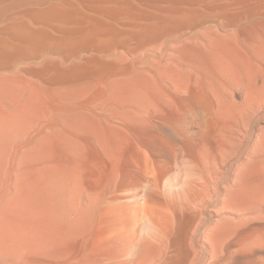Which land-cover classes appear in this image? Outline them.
Masks as SVG:
<instances>
[{"label": "rangeland", "instance_id": "obj_1", "mask_svg": "<svg viewBox=\"0 0 264 264\" xmlns=\"http://www.w3.org/2000/svg\"><path fill=\"white\" fill-rule=\"evenodd\" d=\"M208 2L198 7L204 11L201 21H197L198 30L194 29L192 32L190 25H185L188 23L182 20L180 23H185L186 28L182 27L179 32L172 31L176 33L170 32L158 40H151L152 42L144 40L146 43L142 41L139 44L136 39L122 35L123 31L129 33L131 28L125 29L122 22L117 24L119 35L99 42L105 43V53L103 56L100 54L102 58L98 55L100 60L90 64L91 69L88 68L94 70L102 65L107 68L103 74L86 76L65 85L51 86L38 83V79L31 76H27L30 82L0 80V264H264L257 260L259 256L264 257V199L257 202L259 197L264 198V93L260 101L254 100L253 96L254 103L251 105L250 114L248 113V120L245 122L246 115L243 117H246L245 120L239 118V124H236L240 125L237 135L241 139L243 137L240 134H244L246 126L252 134L248 172V183L252 188L250 191L253 192L250 194V199L253 196L251 214L243 215L245 203L241 199L239 202L242 204L234 200L238 204L235 210L228 206L226 207L230 211L226 207L223 210L224 206L216 207L206 199L205 203L208 205L203 203L202 206L191 207V212L173 211L174 213L161 201H157L149 203L148 206L153 223L143 228L141 222L136 223L122 206V193L131 194L130 191L136 183L134 167L138 163L146 162L145 157L149 158L146 148L142 147L143 133H140L145 126L134 114L130 116L133 112L128 114L129 107L136 105L135 101L137 104L149 102L146 96L147 93L151 94L152 77L164 78L171 75L174 68L172 65L176 62L180 64V59H183L185 62L182 61L181 64H194L197 68L194 66L192 69H202L205 74L203 71L202 73L208 78L209 72L212 79V73L217 74L220 71L211 70L221 63L215 68L219 66L221 71L224 68L222 80L224 77V80L227 77L233 80L232 76L235 74L231 76V71L236 73L233 69L242 65L245 67L247 64L252 71V81H255L252 82L254 88L257 83L258 86L262 85L264 3L258 4L259 7L256 4L242 7L234 6V0ZM19 11L20 9L11 10L9 15L15 16ZM234 17L237 18L232 21L234 24L225 23V19L230 21ZM0 22L1 29L5 21ZM172 61L171 65L169 62ZM230 61H234V65L232 64L233 69L229 73L225 69L226 66H231ZM208 62L217 64H212V67ZM19 63L14 67H21L22 63ZM242 68H239L241 71L238 74V70L237 75L241 76ZM125 70L131 71L127 77L135 72V79L138 77L139 82H135V79H132L135 83L132 80L128 82L127 79V84L122 79L127 78L128 72ZM221 74L223 73L220 72L217 76ZM240 90L235 91L238 102L242 100L244 93ZM188 92L193 94L197 90L191 87ZM102 97L109 99H103L100 104ZM124 98L128 101L127 108ZM138 98L141 101L143 98L144 101L140 102ZM150 98L155 102L153 95ZM106 101L109 103H105ZM123 112L127 117L122 115ZM122 116L129 120H123ZM100 118L103 119L102 123ZM131 122H135L134 125ZM81 125L88 130H83ZM98 127H101V131H98L101 135L97 133L95 137V132L92 131H96ZM81 133L86 134L84 137L88 140L80 139L78 135ZM90 134L95 139L103 138L104 140H100L102 144H95ZM92 144H95L94 147ZM208 144L214 151L213 141L208 140ZM135 145L140 146V151ZM106 148L110 150L108 153ZM189 150L191 154L197 153L194 145ZM141 152L147 156L143 157ZM107 154L113 155L109 156L112 159H108ZM225 155V161H221L220 155L217 158L227 168L220 167L221 163L215 162L214 158L211 162L214 169H228L232 157ZM115 163L117 172L114 176ZM233 171L239 173L238 169ZM235 173L232 178L234 176V180L243 183V174V178H240L241 173L240 176ZM81 201L83 205H89V210L81 205ZM75 208L81 213L79 218V212L74 211ZM142 210L144 211L143 207ZM142 240L151 242V245L143 248L140 244ZM182 250H187L188 254ZM180 255L187 259L183 260Z\"/></svg>", "mask_w": 264, "mask_h": 264}, {"label": "bare ground", "instance_id": "obj_2", "mask_svg": "<svg viewBox=\"0 0 264 264\" xmlns=\"http://www.w3.org/2000/svg\"><path fill=\"white\" fill-rule=\"evenodd\" d=\"M208 1L209 0H0V21H5V25L0 29V80L8 82H30L28 81L27 76H31L36 78V80L38 79V83H44L51 86L53 84L65 85L70 82L73 83V81L75 82L81 78L83 79L86 76L103 74L107 71V68L102 65L97 69L93 68L94 70H90L91 68L89 66L90 64L99 61L100 54L103 56L102 54L105 53V43L99 42H101L104 38H115L119 35L117 24H121L122 22V25H125L123 26L125 29L131 28L132 30L129 33L122 30V35H128L131 39H136L139 44H141L144 40H150V42L154 39L158 40V38H161L170 32L175 34L176 32L172 31L179 32L182 27L186 28L185 25H190L193 32L194 29L198 30V26H196L197 21H201L204 14V11L200 10L198 7L206 5ZM234 2V6L249 7L256 4L257 7H259L258 4H263L264 0H234ZM15 9H20V11L15 16H10L9 14L11 10L14 11ZM120 16H122V19ZM206 17H209V15H206ZM227 19H225V23L230 22L229 25H231V23L234 24L232 21H236L237 18L234 17L230 21H227ZM182 20L188 24L184 23L185 25H182L180 23ZM139 38L141 40H138ZM198 48L200 51V47ZM167 58L170 61L168 56ZM180 60L181 61L179 62L181 63L185 62L183 59ZM18 62H20L19 64L22 63L20 65L21 67H14V65ZM233 62L234 61L229 63L231 66H226L229 68L228 70L225 67V70L229 73L233 69ZM237 62L239 61L237 60ZM249 62L251 63V61ZM169 63L172 65L173 61ZM169 63L167 62L166 64ZM181 63L177 64L176 62L177 65H172L174 68H172L171 75L164 76V78H160L161 76L158 78H151L152 85L150 86V95H153V97L157 100H155L156 103L152 101L153 99L150 98L151 96L147 93L146 98L149 99L148 103H140L143 102L144 99L142 98L143 101H141V98H138L140 100V104H137L138 102L135 101L136 105H131V107H129L130 111L128 114L133 112L130 116L132 117L134 114L135 118H139V120H141V124L145 126L143 131H140V133H143L142 139L144 146L142 144L141 145L146 148L149 158L147 159L145 157L147 155L141 152L147 161L138 163L137 165L135 164L136 166L133 169V175L136 177V183L134 184L132 191H130L132 192L131 194H128L126 191L124 192L127 194L122 193V206L126 208L127 215L132 217L136 223L140 224L141 222L143 228L153 223V217L148 211V209H150L148 206H150L149 203L157 201H161L166 208L168 207L167 209H170L169 211L172 210L171 212H191V207H194L195 205L202 206L201 204L205 203L206 199H209L207 202H210L216 207L220 205L224 206H221L223 210L226 206L230 207L231 210H235L237 209L238 204L236 205L234 200L236 199L238 203L239 199H241L243 200V204L245 203V208L242 206L244 208L243 215L251 214V201L253 196L252 199H250V194L253 192L250 191L252 188L249 187L250 182L248 180V172H250L249 164L251 162L250 160L252 154V134L250 128L246 126L244 134H240L243 137L241 139L240 136L237 135V130L240 125L236 126V124H239V118L242 120V118L246 115L247 119L246 117V120L244 118L243 119L245 122L248 120L251 105L254 103L253 96L254 100L258 101H260V98L263 97L264 74H260L262 77V85L258 86V83H254L257 85V87L255 86L256 88H254L252 82L255 81H252L253 79L251 77H253V75L250 74L252 71L250 68L248 69L247 64H245V67L247 68L243 67L244 65L239 67L236 64V66L240 69L243 67V73L241 72V76L237 75L238 70V74H240L241 70L236 67L233 69V72L235 71L236 73H232V71L230 73L231 76L232 74H235V76H232L233 80L227 77V74L229 75L228 72L225 74L228 79L226 78V80H224V77L222 80L225 72H222L224 68L221 71L219 66L215 68L221 63L217 64L212 62L213 65H217L214 67L215 70L213 68L211 71L215 72L218 70L223 73L220 76H217L220 72L217 74L212 73L213 79L218 77L216 79L218 81H216L212 79L211 73H206L207 75H210L208 78L204 75L205 72L202 69L199 70V67L198 70L201 71V73L198 72V70L195 71L196 69H192L195 66L194 64L193 66L192 64H188L187 66V64L183 65ZM221 66L223 67L224 64ZM167 68H165V70ZM244 68L245 70H243ZM257 71L260 70L257 68ZM125 72L128 71L125 70ZM129 72L131 71L129 70ZM129 72L126 74V77ZM244 72H247V74ZM134 73L135 72H133V74ZM133 74L131 75L134 78L129 75L130 77H127L126 79H124V77L122 79L125 80V82H127L128 79L129 82L137 76L136 73L134 74L135 76ZM215 74L216 77H214ZM137 79L138 77L134 81L137 82ZM133 82L132 84L135 83ZM137 83L135 86L138 85ZM42 87L44 88V86ZM191 87L195 88L197 92L189 94L188 89ZM46 88L50 89V87ZM239 88L244 93L241 98L242 100L238 102L235 99V91L237 90V92H239ZM134 97L135 96H133V98ZM105 98L102 97V100H100L99 103L102 102L103 99H109L107 97ZM125 99L126 98L123 100ZM134 100H132V104L134 103ZM150 100L153 102L152 104L150 103ZM108 101L110 102V100ZM126 102L128 101L125 100V105L128 104ZM124 104L122 106H125ZM128 106L126 105L125 107L127 108ZM92 109L94 110L95 108L93 107ZM123 114L125 113L123 112L122 115ZM126 117H124L126 121L129 120ZM124 118L122 116L123 120H125ZM103 119H101V123ZM130 119L132 120V118ZM134 123L132 124L131 122L132 125H134ZM241 123H243V121ZM142 125L139 127H142ZM84 126H82V128ZM85 127L83 130H88V128ZM98 128H96V131L91 128L93 129L92 132H95L94 134L92 133L95 137V134H97L98 131H101V127L99 129ZM123 128L122 131H124ZM140 129L141 128L138 130ZM85 133L87 132L85 131ZM81 135L83 134L81 133ZM81 135H78L80 136V139L86 138L84 137L86 134L83 136ZM97 135H101V132ZM128 135L130 136L131 134ZM92 136H90V138ZM94 136L91 139L93 141L95 140V144L101 145L102 142H100V140L104 139L100 137L101 139L96 138V140ZM135 137H137V135ZM135 137L133 138L137 139ZM62 138L63 136L61 139ZM208 140H211V142L213 141L215 144L214 151L209 146ZM123 143L124 141L122 144ZM138 143L140 144V142ZM95 144H92L93 147ZM104 144L105 143L103 142V145ZM191 145L196 146V154H191L189 150ZM135 147H137V150L140 151V146L138 147L135 145ZM106 149L108 153L110 150H108V148ZM104 151L105 150H103V153ZM225 154L232 157V162L228 166V169H214L211 162L214 158L215 162H220L217 155H220L221 161H225L227 159ZM106 156L109 159V156L112 157L113 155L108 156L107 154ZM223 166L225 165L223 164ZM223 166L221 163L220 167L227 168ZM116 168L117 165L113 168L115 169L114 176L117 172ZM234 169H238L239 175L233 171ZM234 173L238 176H240L241 173L240 178H243L244 176V182L242 183L234 180V176L232 178ZM79 175L80 174H78V177ZM238 176L236 178L240 180ZM78 177L77 179L79 180ZM262 199L264 198L259 197L257 202H261ZM239 203L242 204V202ZM205 204L208 205V203ZM81 205L83 207L85 206L82 204V201ZM82 206L80 208L81 212ZM209 206L208 208L206 207L208 210L210 209ZM76 207L79 208L80 205L78 204ZM142 207L144 208V211H141ZM78 208H75L74 211L79 210ZM86 208L89 210L88 204L85 206V209ZM230 208L227 209L230 211ZM78 212L80 213V211ZM141 212L143 213L141 214ZM79 213L77 214L78 218L79 215H81V213ZM196 216L197 215H195V217ZM182 235L185 234L182 233ZM181 241L182 239L180 242ZM148 242L149 241L142 240L140 243L139 241L143 248L145 246L148 248V244L149 246L151 245V242ZM182 251L186 253L187 250ZM183 257L184 256L182 255L181 258ZM259 257L260 258L257 260L264 263V257ZM184 258L183 260L187 259Z\"/></svg>", "mask_w": 264, "mask_h": 264}]
</instances>
